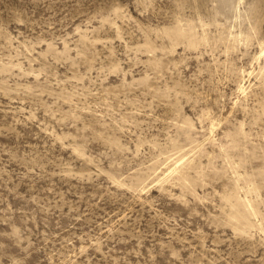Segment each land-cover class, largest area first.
I'll use <instances>...</instances> for the list:
<instances>
[{
    "label": "rangeland",
    "instance_id": "rangeland-1",
    "mask_svg": "<svg viewBox=\"0 0 264 264\" xmlns=\"http://www.w3.org/2000/svg\"><path fill=\"white\" fill-rule=\"evenodd\" d=\"M0 264H264V0H0Z\"/></svg>",
    "mask_w": 264,
    "mask_h": 264
}]
</instances>
